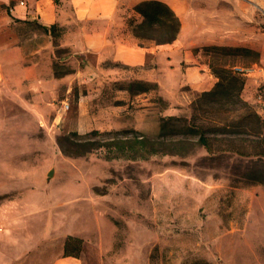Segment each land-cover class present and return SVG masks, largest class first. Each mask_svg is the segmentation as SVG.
Instances as JSON below:
<instances>
[{"label":"rangeland","instance_id":"rangeland-1","mask_svg":"<svg viewBox=\"0 0 264 264\" xmlns=\"http://www.w3.org/2000/svg\"><path fill=\"white\" fill-rule=\"evenodd\" d=\"M202 1L174 47L148 50L142 66H86L93 56L66 43L63 25L0 1V218L37 216L57 243L80 237L84 264H264V156L207 151L186 129L210 121L194 108L202 90L183 75L210 69L205 45L248 48L224 57L251 66L240 95L264 119V0ZM134 134L170 151L107 157Z\"/></svg>","mask_w":264,"mask_h":264},{"label":"crops","instance_id":"crops-1","mask_svg":"<svg viewBox=\"0 0 264 264\" xmlns=\"http://www.w3.org/2000/svg\"><path fill=\"white\" fill-rule=\"evenodd\" d=\"M10 4V13L15 17L36 19L51 25L65 27V41L75 51L93 56L87 58L86 66L102 62L119 61L128 66L144 65L148 50L157 58L174 47L177 37L183 32L190 2L194 0H164L180 17L181 27L171 42H141L132 32V26L142 16L133 6L139 0H0ZM210 5L216 0H207ZM199 2H203L199 0ZM125 8L122 11V8ZM126 12V14H125ZM11 15L4 19L9 22ZM159 63V62H158ZM160 68V67H159ZM158 68V69H159ZM144 77L147 75L144 73ZM183 75L185 81L199 90L209 89L217 77L202 64H187ZM160 78V77H159ZM206 78L207 82L202 80ZM244 87L242 95L245 94ZM39 218L34 215H7L0 218V264H84L79 256L64 254L65 233L57 243L53 228L40 230Z\"/></svg>","mask_w":264,"mask_h":264},{"label":"trees","instance_id":"trees-1","mask_svg":"<svg viewBox=\"0 0 264 264\" xmlns=\"http://www.w3.org/2000/svg\"><path fill=\"white\" fill-rule=\"evenodd\" d=\"M54 1L58 2L59 0ZM133 8L142 16L141 20L132 26L133 34L141 42H171L177 37L181 26L180 17L166 1L139 0ZM44 27L51 30L54 24L52 23L50 27L46 25ZM203 48L212 52V58L208 61V65L217 79L212 87L200 92V98L194 108L209 115L210 121L206 124L189 122L187 131L197 134V141L209 152L229 150L240 155L264 156V119L240 95L245 75L235 66L241 64L231 63L224 57L230 52L239 49L248 50V48L216 44L205 45ZM152 86L148 82V86L140 89L146 90ZM181 131L184 130L176 126L172 128L174 134ZM131 142L129 150H115L107 157L119 155L133 158L146 157L149 153L170 151L169 148H165L164 140L159 137L150 138L144 134H134ZM86 143L95 142L88 141ZM254 178L264 181V177ZM81 242L80 237L67 234L64 240L63 253L78 256ZM195 263L211 264L206 260H196Z\"/></svg>","mask_w":264,"mask_h":264},{"label":"built area","instance_id":"built-area-1","mask_svg":"<svg viewBox=\"0 0 264 264\" xmlns=\"http://www.w3.org/2000/svg\"><path fill=\"white\" fill-rule=\"evenodd\" d=\"M235 68L239 71H242L244 74H248L251 72V66H242V65H237Z\"/></svg>","mask_w":264,"mask_h":264},{"label":"water","instance_id":"water-1","mask_svg":"<svg viewBox=\"0 0 264 264\" xmlns=\"http://www.w3.org/2000/svg\"><path fill=\"white\" fill-rule=\"evenodd\" d=\"M53 173V169H50L49 171H48V175H51Z\"/></svg>","mask_w":264,"mask_h":264}]
</instances>
